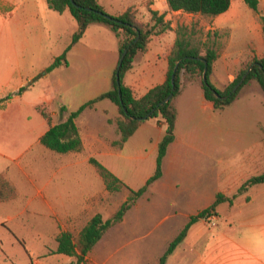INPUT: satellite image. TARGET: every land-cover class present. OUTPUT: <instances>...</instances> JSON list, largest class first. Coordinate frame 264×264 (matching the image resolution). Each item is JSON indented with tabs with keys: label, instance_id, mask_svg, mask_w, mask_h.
Segmentation results:
<instances>
[{
	"label": "crops",
	"instance_id": "0c3cea01",
	"mask_svg": "<svg viewBox=\"0 0 264 264\" xmlns=\"http://www.w3.org/2000/svg\"><path fill=\"white\" fill-rule=\"evenodd\" d=\"M98 1L112 16L132 8L138 20L146 23L151 19L152 10L165 14V20L172 25L173 30L152 36L147 50L137 53L132 69L124 76V84L132 89L136 98L165 82L178 25L192 26L193 21L200 20V27L206 32L204 40L208 39L207 34L211 35L209 44L218 49L219 58L210 79L219 89L236 79L242 62L249 55L264 56L261 22L264 0H258L259 13L244 0H231L230 9L211 21L199 15L172 12L167 0L161 1V7L157 6L159 0H140L115 11H107L102 0ZM67 12L70 13L67 10L60 14L62 16H56L48 0H0V160L12 166L28 155L37 159L32 151L44 153L45 190L53 198L54 193L58 197L57 191L64 189L70 179L85 178L79 165L91 157L107 156V168L130 188L138 190L156 170L159 146L166 132V124L157 119L147 120L122 148H118L113 142L119 140L120 135L115 125L109 123L110 119L120 117L118 107L105 99L86 109L76 123L88 156L85 158V152H55L61 155L59 161L70 158L75 162L76 170L71 172L63 169L54 172V151L41 143L50 125L38 107H48L54 125L65 121L71 112L111 89L112 77L120 61L116 34L103 24H91L84 38L68 53L69 64L78 60L79 82L63 88L66 75L63 71L67 66L52 72L46 70L64 53L78 29L71 13L75 20L70 24V33L64 28ZM101 36L108 38L110 43L109 55L103 64ZM182 82L181 93L174 100L178 111L176 139L164 158L163 176L150 186L121 222L127 229L124 235H131L130 243L145 238L149 223L159 217L158 211L163 209L160 206L166 198L184 192L191 196L195 202L192 201L190 207L200 209L185 213L189 220L190 216L208 208L218 193L226 196L236 193L245 181L258 175L256 172L264 164V92L259 84L251 81L229 107L218 111L206 99L199 82L189 83L184 78ZM62 107L68 111L61 113ZM89 176L95 179L94 175ZM214 178L221 182L220 187L208 184L200 188L199 182ZM100 182L97 180L98 184ZM62 205L58 208L51 203L45 208L48 223L61 229L83 228L97 213L94 208H63ZM178 214L172 216L175 218ZM226 257L210 255L204 264H230L234 260L237 264H264V257L259 256Z\"/></svg>",
	"mask_w": 264,
	"mask_h": 264
},
{
	"label": "rangeland",
	"instance_id": "374dc122",
	"mask_svg": "<svg viewBox=\"0 0 264 264\" xmlns=\"http://www.w3.org/2000/svg\"><path fill=\"white\" fill-rule=\"evenodd\" d=\"M138 1L140 0H102L107 11L123 10ZM161 1H158V7H161ZM54 14L62 16L56 11ZM65 16L68 21L64 28L70 33V24L75 19L69 12ZM192 25H196L197 32L201 31L205 37L206 32L200 27V20L193 21ZM100 41L104 50L101 60L103 64L109 55L110 43L108 38L102 36ZM77 63L76 59L64 69L66 75L63 76V88L68 89L69 83L79 82ZM87 75L88 72L85 71L84 76ZM54 79L55 77L53 82ZM107 102L112 104L109 100ZM40 109L50 113L45 105L38 107L41 113ZM8 123L6 121L4 124ZM84 150L82 152H85L86 158L88 153ZM32 154H37V159L28 155L19 164L12 166L4 159L0 160V173L6 169L3 177L14 192L10 199L0 201V264H77L75 257L55 254L56 237L61 231H71L77 240L82 226L61 229L50 225L45 208H49L51 203L58 208H62V204L63 208H94V212L102 213L108 219L126 201L129 191H107L103 179L89 160L78 167L85 178L70 179L64 189L57 191L58 197L54 193L53 198H50L45 190V154L37 151H32ZM60 156L55 152L52 156L54 172L60 169L70 172L76 170L75 162L70 158L59 161ZM97 159L107 167V156ZM88 173L94 175L95 179ZM256 173H264V164ZM97 180L101 182L98 184ZM220 183L216 178L199 182L201 189L209 186L208 184L218 188ZM229 184L232 185L233 182ZM6 192L9 193L10 189ZM164 201L163 206H160L163 209L158 211L159 217L149 223L145 238L130 243L131 235H124L127 229L120 223L103 237L86 257L84 264H159L169 242L186 225L188 218L184 214L195 209L190 207L193 198L185 192ZM199 209L196 208L195 212ZM218 211L217 226L212 227L207 220L195 223L185 240L169 256L167 264H204L210 255L227 256L229 259H237L243 255L264 257V184L253 186L247 193L238 195L232 204L221 203ZM176 213L179 214L174 218ZM230 264H237V260Z\"/></svg>",
	"mask_w": 264,
	"mask_h": 264
},
{
	"label": "trees",
	"instance_id": "16d2710c",
	"mask_svg": "<svg viewBox=\"0 0 264 264\" xmlns=\"http://www.w3.org/2000/svg\"><path fill=\"white\" fill-rule=\"evenodd\" d=\"M74 1L75 4L71 0H48L50 9L60 14L69 10L78 23V29L74 33L70 45L47 68V72H52L58 67L69 65L68 53L84 38L88 27L94 23L103 24L116 34L119 42L120 58L126 50L128 52L119 70L120 83L117 82V67L112 77L111 89L94 100L83 104L78 110L71 112L65 121L54 125L51 114L40 109L42 116L50 125V129L41 139L42 145L60 154L82 152L84 145L76 120L86 109L93 108L96 103L105 99L114 103L120 113V117L109 120V123L115 125L116 131L120 135L119 140L113 142V145L118 148H122L140 126L150 118L157 119L159 123L166 124V132L159 146L155 173L138 190H134L126 185L99 160L94 157L90 158V163L102 177L107 191L120 192L126 189L129 191V195L126 201L122 203L110 218L105 219L102 213H96L87 225L81 229L77 240H75L71 231H61L57 235V249L55 250V254L75 257L77 264H84L86 257L93 251L103 237L121 223L125 215L149 190L150 186L162 178L164 158L169 146L176 139L178 111L174 100L181 93L183 87L182 79L184 78L189 83L199 82L206 99L214 104L216 110L223 111L237 99L241 89L251 81L257 82L264 92V56L257 57L249 55L242 62L236 79L224 89H219L210 79L214 66L219 58L218 49L209 44L211 35L207 34L208 39L204 40L206 36L203 37L201 31L197 32L196 25H178L175 29L176 41L168 57L169 67L165 82L152 88L144 96L136 98L132 89L124 84V76L132 69L137 53L147 50L152 36L173 30L171 23L165 20V14L160 15L159 12L152 10H150V21L144 23L138 20L137 13L132 8L118 16H112L105 11L98 0ZM244 1L256 13H259L258 0ZM167 3L172 12L199 15L204 20L209 21L227 12L232 5L231 0H167ZM261 22L264 28V16H261ZM137 38L138 40L135 41ZM179 61L181 63L176 72V85L175 89H173L172 78ZM206 66L207 80L205 82L203 76ZM246 74L248 75L244 83L236 93L231 94L234 87ZM170 94H173L171 100L158 106ZM67 111L68 109L66 107H62L60 110L61 113ZM148 115L150 116L146 118ZM261 184H264V173L249 178L232 197L218 193L216 200L208 208L203 209L198 214L190 216L184 228L168 244L159 260V264H167L169 256L185 240L189 230L195 223L200 220L208 221L212 215H217L218 207L221 203L230 202L232 204L238 195L245 194L253 186ZM8 188L10 189L9 193L6 192ZM13 194V188L9 182L3 176H0V201L10 199Z\"/></svg>",
	"mask_w": 264,
	"mask_h": 264
},
{
	"label": "water",
	"instance_id": "95a60500",
	"mask_svg": "<svg viewBox=\"0 0 264 264\" xmlns=\"http://www.w3.org/2000/svg\"><path fill=\"white\" fill-rule=\"evenodd\" d=\"M71 1H72L73 4H75V1H74V0H71ZM137 40H138V38H137L135 41H137ZM127 52H128V50H126V51L123 53V55H122L121 58H120L119 64H118V72H117V82H118V83H120L119 70H120V68H121L122 61H123L124 57L126 56ZM180 63H181V61H179V62L177 63L176 68H175V72H174V75H173V78H172L173 89H175V85H176V83H175V77H176V72H177V70H178V68H179ZM206 65H207V64H206ZM206 74H207V66H206V68H205V72H204V76H203V80H204L205 82H206V80H207V75H206ZM247 75H248V74H246V75H244V76L242 77V79L240 80V82L234 87V89H233V91H232L231 94L236 93V91L240 88V86H241V85L244 83V81L246 80ZM214 92H215L216 95H218V93H217L216 91H214ZM172 97H173V94H170L169 97L166 98L164 101L160 102V104H159L158 106H161V105H163L164 103L170 101ZM154 110H155V109H154ZM154 110H153V111H154ZM150 115H151V114H150ZM150 115H148L146 118H148Z\"/></svg>",
	"mask_w": 264,
	"mask_h": 264
},
{
	"label": "built area",
	"instance_id": "2783aa9c",
	"mask_svg": "<svg viewBox=\"0 0 264 264\" xmlns=\"http://www.w3.org/2000/svg\"><path fill=\"white\" fill-rule=\"evenodd\" d=\"M209 224L212 227H216L217 226V217L216 215H212L209 219H208Z\"/></svg>",
	"mask_w": 264,
	"mask_h": 264
}]
</instances>
